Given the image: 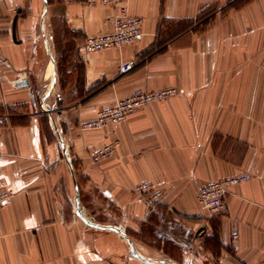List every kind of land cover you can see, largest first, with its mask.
<instances>
[{"label": "crops", "instance_id": "obj_1", "mask_svg": "<svg viewBox=\"0 0 264 264\" xmlns=\"http://www.w3.org/2000/svg\"><path fill=\"white\" fill-rule=\"evenodd\" d=\"M226 1L0 0V179L15 192L0 207V264L264 259V0L222 14ZM122 6L144 35L80 51ZM168 87L178 94L120 123L80 128ZM110 143L116 153L95 162L90 152ZM243 174L209 217L199 188ZM144 182L163 192L152 210L135 192Z\"/></svg>", "mask_w": 264, "mask_h": 264}, {"label": "built area", "instance_id": "obj_2", "mask_svg": "<svg viewBox=\"0 0 264 264\" xmlns=\"http://www.w3.org/2000/svg\"><path fill=\"white\" fill-rule=\"evenodd\" d=\"M105 3L119 4L122 0H103ZM113 30L106 33L87 35L79 47L80 51L92 52L111 47H119L137 41L144 35L143 18L131 15L126 6L120 8L119 13L113 19ZM134 62L130 61L122 65V72L131 70ZM178 94V89L168 87L157 91H140L126 98L118 100L113 106L101 110L98 115L90 120L80 123L82 130L102 128L107 124H117L137 109L159 100L167 99ZM117 144L110 143L94 149L90 152L95 162H100L116 153ZM250 175L243 174L203 184L198 191V200L205 206L209 217L218 215L227 206V196L231 187L248 181ZM135 192L143 195L145 204L149 210L157 207L160 203L163 192L153 187L150 182L138 184ZM15 192L8 186L4 179H0V207L10 201ZM248 264H264V259Z\"/></svg>", "mask_w": 264, "mask_h": 264}, {"label": "rangeland", "instance_id": "obj_3", "mask_svg": "<svg viewBox=\"0 0 264 264\" xmlns=\"http://www.w3.org/2000/svg\"><path fill=\"white\" fill-rule=\"evenodd\" d=\"M246 1H248V0H227L225 2V4L222 6V10H220V11H221L222 14H227V12H229L231 10L232 6L235 8V7L239 6V5L244 4ZM212 15H213V13L211 12V13H208L206 16L208 18H210ZM197 28H199V29L202 28L201 24H199L197 26Z\"/></svg>", "mask_w": 264, "mask_h": 264}, {"label": "trees", "instance_id": "obj_4", "mask_svg": "<svg viewBox=\"0 0 264 264\" xmlns=\"http://www.w3.org/2000/svg\"><path fill=\"white\" fill-rule=\"evenodd\" d=\"M203 17H204V15L201 16V18H203ZM165 44H166V41H164V40L160 41L159 43L152 46L148 51H165L166 50Z\"/></svg>", "mask_w": 264, "mask_h": 264}, {"label": "water", "instance_id": "obj_5", "mask_svg": "<svg viewBox=\"0 0 264 264\" xmlns=\"http://www.w3.org/2000/svg\"><path fill=\"white\" fill-rule=\"evenodd\" d=\"M52 62H53V64H54V66H56V59L52 56ZM54 78H56V70L54 69ZM55 81V80H54ZM113 229H115V230H117V231H119L121 234H123L125 237H127L128 238V240L130 241V239H129V237L126 235V233L125 232H123V231H121L120 229H118V228H116V227H112ZM134 255H135V253H134Z\"/></svg>", "mask_w": 264, "mask_h": 264}]
</instances>
